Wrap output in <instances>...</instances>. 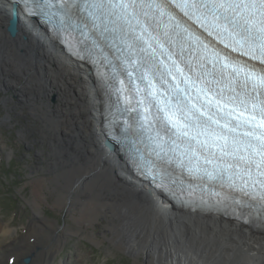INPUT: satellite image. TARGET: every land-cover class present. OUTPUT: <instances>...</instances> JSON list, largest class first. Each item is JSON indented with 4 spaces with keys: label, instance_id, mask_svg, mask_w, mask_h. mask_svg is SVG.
I'll return each instance as SVG.
<instances>
[{
    "label": "bare ground",
    "instance_id": "6f19581e",
    "mask_svg": "<svg viewBox=\"0 0 264 264\" xmlns=\"http://www.w3.org/2000/svg\"><path fill=\"white\" fill-rule=\"evenodd\" d=\"M12 9L13 2L0 0V87L17 92L49 140L53 160L48 168L63 191L57 206L67 201L77 209L81 226L108 218L105 228L112 243L151 264H264V214L249 221L177 207L158 193L120 149H113L105 132L106 99L94 68L69 55L21 10L18 35L9 36ZM35 194L44 198L38 189ZM57 229L54 221L40 218L15 240L5 222L0 226V264L25 258L29 264H53L66 238Z\"/></svg>",
    "mask_w": 264,
    "mask_h": 264
},
{
    "label": "rangeland",
    "instance_id": "374dc122",
    "mask_svg": "<svg viewBox=\"0 0 264 264\" xmlns=\"http://www.w3.org/2000/svg\"><path fill=\"white\" fill-rule=\"evenodd\" d=\"M43 137L41 124L28 106L20 103L17 92L0 87V226L8 222L12 239L18 240L40 218L54 221L66 238L53 264H151L112 243L113 236L105 228L108 218H99L92 227L81 226L76 220L77 209L67 201L57 206L63 191L49 171L52 152L49 140ZM35 189L44 198L37 199ZM25 259L15 264H25Z\"/></svg>",
    "mask_w": 264,
    "mask_h": 264
},
{
    "label": "snow or ice",
    "instance_id": "6c2138e0",
    "mask_svg": "<svg viewBox=\"0 0 264 264\" xmlns=\"http://www.w3.org/2000/svg\"><path fill=\"white\" fill-rule=\"evenodd\" d=\"M179 7L184 10V14L188 16L190 19L195 17L196 22L200 23L202 27H205L207 30V23L208 18L211 17V27L216 29V35L217 37L223 36L224 34H227L229 37H231L235 44L239 45L241 48H244L246 45H249V42L255 43L256 46L259 49V55L260 57H264V0H184L182 4L178 5ZM92 7L103 9L105 7L108 8H120L121 13L124 14L126 17L128 15V9L132 8L135 9L137 7L135 0H131V3H120V4H114L111 2V0H108V3L106 4L104 0H101L99 4H93ZM140 7L143 9L144 7L152 8L155 7L157 9L161 8L160 4H148L144 5L141 4ZM132 17L137 20V24H140V20L138 17L135 16V13L133 12ZM161 15H164L163 11H161ZM143 16L147 17L148 13L143 12ZM170 19H173L170 17ZM130 23V21H128ZM176 27H179L177 24ZM141 31L147 32V28L144 25H141ZM183 31L188 34V29L185 28ZM212 33L209 32V35ZM165 36H167V32L164 33ZM191 34H189L190 36ZM149 37L152 40H156L157 43H159L158 37H153L151 33H149ZM138 40L142 39V36L137 37ZM195 40L198 42L199 37H196ZM223 42V41H221ZM145 44H147L148 47H151V44L148 43V41H144ZM232 45L226 44L225 47H230ZM161 47H163L161 45ZM207 48V45L204 46ZM143 50V49H141ZM235 50V48L233 49ZM155 52V49H153V53ZM182 54V53H181ZM245 54H248L247 52ZM174 53L168 52L167 57L169 60L172 59V56ZM214 56L219 57V53H213ZM264 62V61H262ZM173 67L176 69L177 72L183 76L182 70L178 67L177 62L175 60L172 61ZM203 67V65H201ZM229 65L225 63L223 65V68H227ZM191 70V69H190ZM244 69L240 67H233L232 72L230 75L239 76L241 72H243ZM168 74L172 75L171 70H168ZM207 75H211V73H206ZM161 79H163V74H161ZM173 79H175V76H173ZM190 78H185V82H188ZM247 84V74L245 79V85ZM149 88L154 87L152 85V82L149 81ZM257 86L264 87V76H261L258 78V85L254 84L253 89ZM176 108L177 111H180L182 113L181 108V100H180V94L182 92H185L186 89H180L179 85L176 86ZM139 91V89H136ZM149 97H155L154 92L148 93ZM139 103L144 104L145 101L141 100ZM148 106H151V100L148 101ZM147 111V108H146ZM163 111V109H161ZM175 115V113H172L171 115L166 114V119L169 122H172V116ZM261 119L262 123L259 125L260 127H264V109L261 110ZM254 119V117H253ZM218 120H214L211 115L207 117V120L200 122L199 117H197V124L196 127L203 129L204 131L199 134H206L208 129L211 127V124H218ZM247 123V122H244ZM173 126L175 127V123L173 122ZM189 125L187 121L184 122L183 127L187 128ZM241 124H237L235 127L229 128V125L226 123L223 127L228 128L230 132H235L236 128L241 127ZM184 136H188V132L185 131L182 133ZM245 136H252L253 132H246L244 133ZM220 139H223L225 143L220 146L221 154L224 155H230L234 156L243 150H247L248 148H253L254 151L258 150V154L261 156V160L257 163V168L260 167V164H264V133L261 134V136L255 137L256 140L260 141L259 144L253 145L251 142L244 144L242 139L240 137H233L232 138V144H233V151L229 152L226 149L228 148V137L226 135H222L219 137ZM190 139H197V137L192 136ZM239 159L241 161L245 160L244 156H240ZM209 163L211 161H208ZM254 161H248L249 164L253 163ZM230 167L232 165H229ZM261 175H264V172L261 173ZM264 199V197H262Z\"/></svg>",
    "mask_w": 264,
    "mask_h": 264
},
{
    "label": "water",
    "instance_id": "95a60500",
    "mask_svg": "<svg viewBox=\"0 0 264 264\" xmlns=\"http://www.w3.org/2000/svg\"><path fill=\"white\" fill-rule=\"evenodd\" d=\"M7 33L9 34V36H11L12 38H16V36L18 35V9L16 6H13L12 9V15L10 17V20L8 22V27L6 29ZM26 39V37H25ZM29 259H25L24 263H28Z\"/></svg>",
    "mask_w": 264,
    "mask_h": 264
}]
</instances>
